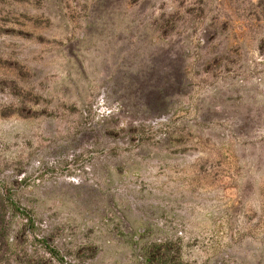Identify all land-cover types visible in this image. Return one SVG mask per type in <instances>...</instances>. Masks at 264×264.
Masks as SVG:
<instances>
[{
  "label": "rangeland",
  "instance_id": "1",
  "mask_svg": "<svg viewBox=\"0 0 264 264\" xmlns=\"http://www.w3.org/2000/svg\"><path fill=\"white\" fill-rule=\"evenodd\" d=\"M0 227V264H264V0H0Z\"/></svg>",
  "mask_w": 264,
  "mask_h": 264
},
{
  "label": "trees",
  "instance_id": "2",
  "mask_svg": "<svg viewBox=\"0 0 264 264\" xmlns=\"http://www.w3.org/2000/svg\"><path fill=\"white\" fill-rule=\"evenodd\" d=\"M160 72H148V78L153 79V82L151 81L149 84L146 82L138 83L131 91L134 100L137 101L135 104L139 105L146 115L151 116L162 112L168 104L167 97L174 91L171 79L173 74L174 77H177L176 71L165 70Z\"/></svg>",
  "mask_w": 264,
  "mask_h": 264
}]
</instances>
